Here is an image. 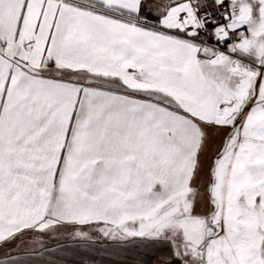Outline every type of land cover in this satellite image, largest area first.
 Segmentation results:
<instances>
[{
    "label": "snow or ice",
    "instance_id": "6c2138e0",
    "mask_svg": "<svg viewBox=\"0 0 264 264\" xmlns=\"http://www.w3.org/2000/svg\"><path fill=\"white\" fill-rule=\"evenodd\" d=\"M60 236L264 264V0H0V264Z\"/></svg>",
    "mask_w": 264,
    "mask_h": 264
},
{
    "label": "crops",
    "instance_id": "0c3cea01",
    "mask_svg": "<svg viewBox=\"0 0 264 264\" xmlns=\"http://www.w3.org/2000/svg\"><path fill=\"white\" fill-rule=\"evenodd\" d=\"M46 245L54 251L35 256V264H134L138 259L135 249L119 250L105 239L84 246L78 240L60 236L47 240Z\"/></svg>",
    "mask_w": 264,
    "mask_h": 264
}]
</instances>
